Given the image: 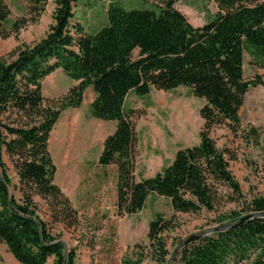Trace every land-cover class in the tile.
Returning <instances> with one entry per match:
<instances>
[{"label":"trees","instance_id":"obj_1","mask_svg":"<svg viewBox=\"0 0 264 264\" xmlns=\"http://www.w3.org/2000/svg\"><path fill=\"white\" fill-rule=\"evenodd\" d=\"M47 1L32 0L37 16ZM79 1L52 0L53 24L45 37L33 46L17 48L11 61L0 58V244L19 264L76 262L74 250H67L50 226L71 227L77 213L53 182L56 168L48 140L61 112L79 108L88 88L94 93L92 116L117 123L102 144L98 164L117 169L119 215L140 212L150 196L168 200L175 213L213 211L216 185L241 196L227 153L216 147L211 133L226 127L236 134L245 96L263 85L259 76L244 79L243 63L247 53L264 66V0H212L217 12L201 27L192 26L175 9L180 0H158L152 8L134 10L111 2L106 24L94 34L71 23ZM9 16L0 0L2 39L27 24L24 19L14 21L6 31ZM56 70L77 83L59 107L46 105L41 93L42 82ZM180 87L204 101L199 143L179 150L154 177L136 182L135 112L124 110L125 99L131 92L143 97L152 89ZM255 132L250 128V133ZM4 155L18 178L19 199L10 191ZM36 198L46 206L51 222L44 219ZM246 210L247 215L264 214V197L253 199ZM241 218L233 212L218 222L232 224ZM174 226L172 220L156 216L148 224V246L135 245L121 264H168L172 254L163 234ZM174 264H264V219L204 237L184 248Z\"/></svg>","mask_w":264,"mask_h":264},{"label":"rangeland","instance_id":"obj_2","mask_svg":"<svg viewBox=\"0 0 264 264\" xmlns=\"http://www.w3.org/2000/svg\"><path fill=\"white\" fill-rule=\"evenodd\" d=\"M10 11L5 30L14 21H27L16 35L0 37V58L11 61V54L19 47L33 46L43 39L53 24L54 4L48 0L37 16L32 0H2ZM111 2L125 10L152 8L158 0H80L73 10L72 25H80L87 34H94L106 24V13ZM175 9L194 27L211 21L217 12L212 0H180ZM257 76L263 85L245 96L240 114V129L233 134L226 127L211 133L216 147L227 153L229 170L239 184L241 196L234 195L224 185H216L213 211L197 214L175 213L168 200L148 197L143 209L131 216L119 215L116 210L117 169L98 164L102 144L115 131L116 122H103L91 113L94 93L88 88L79 108L63 110L48 140V150L56 168L54 184L69 199L77 213L71 227L51 224L52 232L60 235L67 250H74L75 264H121L122 258L135 245L147 247L148 224L160 215L172 220L174 229L163 234L167 251L172 254L179 244L204 230L227 224L218 219L231 213L241 217L248 214L247 206L256 198L264 197V66L244 54L243 77L252 81ZM77 83L60 70L54 71L41 84L46 105L59 107L61 100ZM204 105L184 87L171 91L152 89L139 97L129 93L124 110L135 112L133 124L136 134L134 178L154 177L173 161L176 153L198 145L203 121L199 111ZM250 128L255 133H250ZM233 159V160H232ZM4 162L11 179V193L20 198L18 178L6 155ZM46 221L51 222L46 206L36 198ZM136 251V250H135ZM0 264H19L0 244ZM47 264H52L50 260ZM143 264H152L144 261Z\"/></svg>","mask_w":264,"mask_h":264},{"label":"water","instance_id":"obj_3","mask_svg":"<svg viewBox=\"0 0 264 264\" xmlns=\"http://www.w3.org/2000/svg\"><path fill=\"white\" fill-rule=\"evenodd\" d=\"M252 219H264V214H252V215H246L244 217H242L239 221L232 223V224H224V225H219L207 230H204L200 233L194 234L192 236H190L189 238H187L186 240H184L172 253L168 264H174L176 258L178 257L179 253L186 248L187 246L200 241L201 239H203L204 237H208L210 235L216 234V233H221V232H225L228 231L230 229H232L233 227L246 222L248 220H252Z\"/></svg>","mask_w":264,"mask_h":264},{"label":"crops","instance_id":"obj_4","mask_svg":"<svg viewBox=\"0 0 264 264\" xmlns=\"http://www.w3.org/2000/svg\"><path fill=\"white\" fill-rule=\"evenodd\" d=\"M242 109H243V106H242V108L240 109V112H239V114H241V111H242Z\"/></svg>","mask_w":264,"mask_h":264}]
</instances>
